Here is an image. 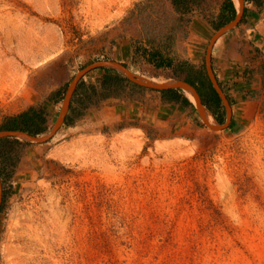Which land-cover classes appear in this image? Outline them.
<instances>
[{"label": "rangeland", "instance_id": "rangeland-1", "mask_svg": "<svg viewBox=\"0 0 264 264\" xmlns=\"http://www.w3.org/2000/svg\"><path fill=\"white\" fill-rule=\"evenodd\" d=\"M220 1L176 13L170 0H0V133L30 109L47 138L0 147V264H264V54L239 71L223 126L224 106L220 123L203 104ZM154 50L182 72L148 62ZM98 61L155 83L194 65L215 124L112 67L130 82L102 99L105 70L81 73ZM82 84L87 107L66 123Z\"/></svg>", "mask_w": 264, "mask_h": 264}, {"label": "crops", "instance_id": "crops-1", "mask_svg": "<svg viewBox=\"0 0 264 264\" xmlns=\"http://www.w3.org/2000/svg\"><path fill=\"white\" fill-rule=\"evenodd\" d=\"M230 1L231 3H229L228 0L220 1L217 9L219 16L224 15L228 18L232 17V5L235 10V16L234 19L228 22L231 23L238 16L240 17L235 24L231 25V27L224 32H221L214 40L211 49L210 68L221 92L223 90L231 106L232 98L236 100L239 97V92L236 91L235 87L236 84L243 81L240 72L244 74L249 73L250 70L248 69L254 67V63H252L253 58H256L259 51L264 54V0H258L256 2L253 0H241L240 9L236 6L234 0ZM227 23L223 26L227 25ZM223 26L221 22V27L216 33L221 30ZM211 30L214 31L213 29ZM191 51L192 52H187L184 57L188 56L189 59H192L193 56L195 57L194 49L192 48ZM191 61L198 62V60ZM219 98L221 104L219 106L213 105L212 108L214 109L215 113H213L215 117L222 123L224 120L222 119L223 114L221 107L224 106L223 109H225L226 105L220 96ZM161 100L162 103L166 105H178V103H180L163 100L162 96ZM225 116L224 124H229L231 126L236 122L232 115H228L227 117V111Z\"/></svg>", "mask_w": 264, "mask_h": 264}, {"label": "trees", "instance_id": "trees-1", "mask_svg": "<svg viewBox=\"0 0 264 264\" xmlns=\"http://www.w3.org/2000/svg\"><path fill=\"white\" fill-rule=\"evenodd\" d=\"M198 1L199 0H170V3H171V5H172V7L176 13H189L193 9V6ZM253 1L256 2L258 0H253ZM228 2L231 3L230 0H228ZM231 7H232V9H231V16L232 17L231 18H228L224 15L219 16L220 20H222V21L224 20L222 22V25L226 24L228 21L232 20L235 16L234 7L232 5H231ZM148 62L153 63L156 67H167V68L171 67V68H173L174 74H176V75H178V71H180V73L182 72L181 66L183 65V63H180L179 65H173L172 59L160 54L159 51H156V50L149 53ZM188 66H189L188 67L189 69L187 70L188 72L186 70L184 71L185 73L187 72L186 78H184L183 80L185 82H187L188 84L194 86L196 89H198L197 86L195 85V82L193 80L194 77H192L191 72L198 73L199 71H197V69H195L194 65H192V64H188ZM101 69L105 70V73L102 76V79L100 81V88H102L103 90H108L107 93L102 94V96H101L102 99H104L108 96L115 95V91H116V88L118 86H123L125 83L130 82L126 77L122 76L119 72H117L115 70H112L110 68H104V67H101ZM82 86H83V84L78 85L76 87L74 93H73V97H77V96L81 97V98H78V102L80 104L79 105L80 107L79 106L73 107L72 104L69 105L70 112L65 117L66 123H70V122H72V120L80 117L82 115V109L87 107V104L82 103V100H85L86 98H88V95L87 94L79 95V91H78V88H80ZM160 92L162 94L163 100L171 101V102H182V103H187V104L190 103L188 98L185 95L181 94V89L171 88V89H166V90H160ZM209 102H211L214 106H219L221 104L220 98L213 88L209 89V92L206 95V99L203 100V104L206 105L207 109H209L212 112V114L214 115L213 111L209 108L210 107L208 105ZM30 113H31V110L29 109L26 112H23L21 114H18L16 116L12 117L11 126L8 127L7 130H20V131L26 132L32 136L39 133L41 130L40 127H37V125L35 127L31 126V124H32L31 122H33L34 119H33V115H32V117H30ZM32 114H34V113L32 112ZM214 117H215V115H214ZM215 119L218 122H220L217 117H215ZM9 140L10 139L8 137H1L0 138V147L4 143L12 142ZM13 140H15V142H19L18 139H13ZM6 171L9 172L8 170H6V167H0V177L7 174V173H5Z\"/></svg>", "mask_w": 264, "mask_h": 264}, {"label": "water", "instance_id": "water-1", "mask_svg": "<svg viewBox=\"0 0 264 264\" xmlns=\"http://www.w3.org/2000/svg\"><path fill=\"white\" fill-rule=\"evenodd\" d=\"M239 17L240 16H238L233 22H231L230 24H228L227 26H225L221 30H219L214 35L213 38L216 39V37L221 32H224L230 25L235 24V22L238 20ZM98 67H106V68H111L112 67V68H115L118 71L123 72V74L125 76H127L128 79L130 81H132L133 83H135V84H137L139 86H142V87L150 88V89H155V90H166V89H171V88H174V89H176V88H180V89L188 88V89H191L196 94V96H197V98H198V100L200 102L199 95L197 94L195 88L192 85H190L187 82H185V81L173 80V81L166 82V83H155V82H147V81L138 80V79L134 78L131 75V73L129 71H127L122 65H120V64H118L116 62H109V61L94 62L93 64H91L88 67H86L81 73H83L85 71H88L90 69H93V68H98ZM206 67H207L208 75H209V78H210V80H211V82L213 84L214 89L216 90V92L222 98V100L224 101V103L226 105L225 109L227 111V117H228V115H229L228 102L225 99V97L222 95L221 90L219 89L217 83L215 82V80L213 78V74L211 72L210 62H209L208 58H206ZM81 73H79V74H81ZM74 83H75V80L73 81V83H72V85L70 87V90L67 93L66 99L64 101V106H63V109H62L61 118H63L64 111L67 108V101H68L69 95H70V93L72 91V88L74 86ZM200 104H201V102H200ZM61 118L58 120V122L56 123V126L51 131V133H53L55 128L58 126L59 122L61 121ZM223 126H226V124H224ZM10 136L22 137V138H25V139H27L29 141H34V142H42V141H45L47 139L46 137L37 138L35 136L29 135L28 133L20 131V130H8V131H3V132L0 133V138L1 137H10Z\"/></svg>", "mask_w": 264, "mask_h": 264}, {"label": "bare ground", "instance_id": "bare-ground-1", "mask_svg": "<svg viewBox=\"0 0 264 264\" xmlns=\"http://www.w3.org/2000/svg\"><path fill=\"white\" fill-rule=\"evenodd\" d=\"M238 2V8L240 7V0H237ZM153 80V79H152ZM182 91L184 92L185 96L188 98L189 101L193 102L196 108L199 111V115L202 118V120L208 125L213 126L215 124V120L212 118L211 114L207 112L205 109H203L202 105L200 104L196 94L188 88H183Z\"/></svg>", "mask_w": 264, "mask_h": 264}]
</instances>
